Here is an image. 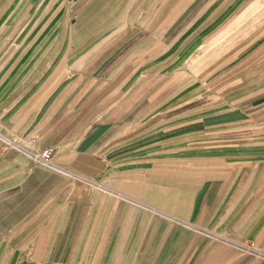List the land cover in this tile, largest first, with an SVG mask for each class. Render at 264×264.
I'll list each match as a JSON object with an SVG mask.
<instances>
[{
  "label": "crops",
  "instance_id": "obj_1",
  "mask_svg": "<svg viewBox=\"0 0 264 264\" xmlns=\"http://www.w3.org/2000/svg\"><path fill=\"white\" fill-rule=\"evenodd\" d=\"M44 263L264 264V0H0V264Z\"/></svg>",
  "mask_w": 264,
  "mask_h": 264
},
{
  "label": "built area",
  "instance_id": "obj_2",
  "mask_svg": "<svg viewBox=\"0 0 264 264\" xmlns=\"http://www.w3.org/2000/svg\"><path fill=\"white\" fill-rule=\"evenodd\" d=\"M32 143H34V139L31 140ZM16 146H18V149H21L19 144L16 143ZM30 154L31 159L38 165L45 166L48 168H53L51 159H52V149L46 148L43 151H41L39 154L28 152ZM47 264V263H44Z\"/></svg>",
  "mask_w": 264,
  "mask_h": 264
}]
</instances>
